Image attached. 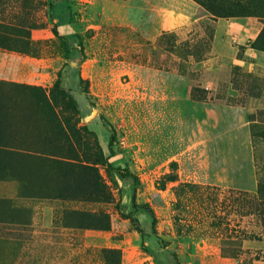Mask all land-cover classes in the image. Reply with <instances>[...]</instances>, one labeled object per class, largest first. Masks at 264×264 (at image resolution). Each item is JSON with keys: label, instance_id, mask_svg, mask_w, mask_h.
Here are the masks:
<instances>
[{"label": "rangeland", "instance_id": "obj_1", "mask_svg": "<svg viewBox=\"0 0 264 264\" xmlns=\"http://www.w3.org/2000/svg\"><path fill=\"white\" fill-rule=\"evenodd\" d=\"M165 1L196 21L154 39L113 25L112 0H0V264H156L119 211L133 182L115 187L108 163L137 178L179 264H264V0L246 17L213 14L230 0ZM54 25L80 34L84 59H65Z\"/></svg>", "mask_w": 264, "mask_h": 264}, {"label": "trees", "instance_id": "obj_2", "mask_svg": "<svg viewBox=\"0 0 264 264\" xmlns=\"http://www.w3.org/2000/svg\"><path fill=\"white\" fill-rule=\"evenodd\" d=\"M252 0H230L229 4H231V6L227 9L226 13L223 14H228V15H217L215 13H213L211 10H209L210 12H212L215 16L218 17H246V16H253L256 15L254 14V12H247L249 10L248 5L250 4ZM53 34L57 37V39L59 40L60 46L62 48V50L64 51V56L65 59L67 61H72V56H73V51L76 50L79 52V54L81 55V57L84 59V46H83V42L81 39L80 34L76 33L73 35H63L60 34V32L58 31L57 25L53 26L52 29ZM76 39L77 43L76 46H74V44L72 43V39ZM257 50L259 51H264L263 48H257ZM81 83H86L83 80H80ZM87 85V84H86ZM55 88L57 89L58 94H60L65 100H67L68 106L70 108H72L75 112H77L79 110L78 108V103L76 101V99L74 98V96L70 93L69 90H67L63 85H62V81L61 78H59L55 84ZM85 92L88 93V88L85 87ZM104 123H105V127L106 129L110 132V139H109V151L111 155H114L115 152L113 150V147L115 145V142L117 140V135H116V130L114 128V126L109 123L107 120L103 119ZM61 131V129L59 130ZM87 169V173L89 177L94 178L95 183H94V192H99L104 193L106 191V187L103 184V182L101 180H98L99 176L94 172L91 171V169L86 168ZM106 172H107V176L109 181L115 186L118 187V180L121 181H127L129 179L132 180L133 182V192L131 195V206L130 209L128 210V213H125L121 208H119L120 214L124 219H129L134 225L135 227L138 229V231L140 233H142L143 235V230L140 228L139 222L138 220L135 218L136 214L141 213L142 211H146L148 212L154 219V232H155V228H156V219L154 217V212L153 210L148 206V205H139L136 202V185L138 183L137 178L128 171V169L126 168H122V167H115L112 164L108 163L106 165ZM263 220H264V213L262 216ZM99 223H103L105 222V218H98Z\"/></svg>", "mask_w": 264, "mask_h": 264}, {"label": "crops", "instance_id": "obj_3", "mask_svg": "<svg viewBox=\"0 0 264 264\" xmlns=\"http://www.w3.org/2000/svg\"><path fill=\"white\" fill-rule=\"evenodd\" d=\"M103 1L106 13V10H108V7L106 8V4H108L109 2L108 0ZM159 1L160 0H157L155 2L150 0H112V6H117L120 10L121 8L124 10L118 12L116 16L113 15L114 17H110L111 19L109 20H112L110 22L114 23L113 25L117 24V26L119 27L129 28L133 31H137L136 29L138 26H146L147 33L152 34L154 39H156L157 37H161V35L164 34L163 30L166 24V20H169L168 23L172 27H177L180 25L179 21H184L180 18L181 15L188 20V22H186L187 24H193V22H191L193 19H195L196 21V18L194 17V15L196 14V10L195 8H193L192 4H187V7H189V9H193L194 14H184L179 13L175 9H172H179L180 7H175L174 5L167 7V2L165 0H161V2ZM173 3H175L176 6H180L181 4L180 0H173ZM146 18H154L153 25L151 22V26L147 27V24H145ZM174 32H176V30ZM258 55L259 63L255 65H257L264 73V53L260 52L259 54H257V56Z\"/></svg>", "mask_w": 264, "mask_h": 264}, {"label": "water", "instance_id": "obj_4", "mask_svg": "<svg viewBox=\"0 0 264 264\" xmlns=\"http://www.w3.org/2000/svg\"><path fill=\"white\" fill-rule=\"evenodd\" d=\"M131 201L128 207L130 209ZM140 228L143 230V242L147 250L153 255L156 264H179L175 255L171 254L166 248L160 247L159 240L154 232V219L146 211L135 215Z\"/></svg>", "mask_w": 264, "mask_h": 264}]
</instances>
